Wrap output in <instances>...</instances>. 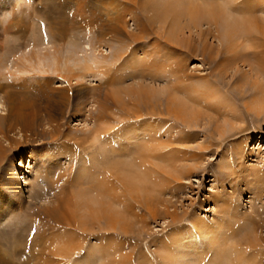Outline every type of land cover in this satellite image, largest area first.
Listing matches in <instances>:
<instances>
[{"label": "rangeland", "instance_id": "rangeland-1", "mask_svg": "<svg viewBox=\"0 0 264 264\" xmlns=\"http://www.w3.org/2000/svg\"><path fill=\"white\" fill-rule=\"evenodd\" d=\"M188 3L203 12L177 31ZM215 4L242 24L228 37ZM53 50L55 73L17 79L22 55ZM71 56L101 60L82 71ZM263 58L264 0H0V113L24 100L33 117L0 132V177L22 185L0 200L8 264H264V110L243 76ZM98 193L104 212L87 205ZM68 237L72 256L53 255Z\"/></svg>", "mask_w": 264, "mask_h": 264}, {"label": "bare ground", "instance_id": "bare-ground-1", "mask_svg": "<svg viewBox=\"0 0 264 264\" xmlns=\"http://www.w3.org/2000/svg\"><path fill=\"white\" fill-rule=\"evenodd\" d=\"M171 2H173V1H179V0H170ZM180 2H182V1H180ZM171 6H174L173 4H171V3H168V6H164L165 8H169L167 11H171V9H170V7ZM209 7H211V12L214 14V17H213V20L214 21H216V22H220V23H222L223 25H225V32H222V33H224L225 35V37H228V33H229V31L231 30V29H240V26L242 25V24H239V22H236L235 20H233L232 22H230L231 20H229V19H231L230 18V15L227 13V9L225 10L223 7H220L218 4H215V5H210ZM172 8V7H171ZM174 8L175 7H173V9H172V11H173V17H172V19L169 21V22H171L174 26L176 25V21L174 20L175 19V17L176 16H178V15H180V14H184V13H187V14H195V16H196V18H197V20H195L196 22H198L199 21V19L198 18H200L199 16L201 15H198V12H200V13H202L203 12V9H200V8H196L195 9V7L191 4V3H188V4H186V5H184L183 6V8L182 9H179L178 11L177 10H174ZM153 9V8H152ZM166 11V12H167ZM198 11V12H197ZM208 12V11H207ZM227 13V14H226ZM164 14L165 13H163V12H161L160 11V13H159V16L160 17H163V19H164ZM158 16V19L160 18ZM158 21V20H157ZM175 29L177 30L178 29V27L177 26H175ZM174 30V29H173ZM178 31V30H177ZM172 32V31H171ZM170 33V32H169ZM170 34H172V33H170ZM237 41V40H236ZM245 49V48H244ZM62 51V50H61ZM65 51H67V49L65 50ZM82 51V50H81ZM53 53H51V55L50 56H46V55H40V53L38 52L37 54H35L36 55V58H35V60H33V59H31L32 58V56L30 57V58H27L25 55H22L21 56V58H19V61H20V63L21 64H18V66H17V69H16V71L18 72V75H19V77L17 78V79H26V75H28V74H30V72L31 71H34V72H36L37 74H39V75H41V76H44L45 74H47V73H49V72H54L55 73V69H57L58 67H57V65H58V63L60 62V61H58L59 60V58H58V56H57V50H53L52 51ZM56 52V53H55ZM68 52H70V54H71V51H68ZM66 56H68V55H66ZM76 56V55H75ZM63 58V57H62ZM8 59V58H7ZM7 59H6V61H7ZM47 59H49V61H50V63H48V61H46ZM76 59V58H75ZM264 59V58H263ZM67 60V62L69 61L70 62V66L72 67V68H76V69H79V70H86V69H91L92 68V66H95V67H97L98 65L97 64H99V63H97V62H100V60H96V59H94V57L91 59V58H84L83 57V60H74V59H72V56L71 57H67V58H65V61ZM65 61H63V62H65ZM26 62L28 63V65L29 66H27V64H26ZM5 63V62H4ZM60 64V63H59ZM66 64H68V63H66ZM65 64V65H66ZM6 65V64H5ZM97 65V66H96ZM258 64H256V65H251V66H249L250 68H248V70H247V72H245V73H243V76L245 75V74H247V73H252L253 75H255V81L253 82L254 84H255V87H253V89H254V93L257 95L256 97H257V99H258V102H257V107H256V110H257V112H260L261 111V109L262 110H264V82H263V78L264 77H262V76H264V73H263V70H261L258 66H257ZM261 66V65H260ZM70 67V68H71ZM5 69V68H4ZM4 69H2V71H4ZM61 69V68H60ZM67 69H69V67H67ZM181 70V69H180ZM67 71V70H66ZM69 72H70V69H69ZM68 72V73H69ZM1 75V74H0ZM80 76V75H79ZM82 76V75H81ZM174 76H175V73H174ZM76 77L78 78V76L76 75ZM28 78V77H27ZM69 78V77H68ZM260 78V79H259ZM179 79H181L180 77H175V81H173V83H175V82H178V80ZM181 81V80H180ZM6 83V82H5ZM5 83H1V84H5ZM23 83V82H22ZM182 83V82H181ZM24 85V84H23ZM16 86V85H15ZM26 86V85H25ZM3 87V86H2ZM176 87V86H175ZM187 87V86H186ZM163 88V87H162ZM162 88L160 89V91L162 90ZM166 89V88H165ZM22 91H24V90H22ZM18 92V91H17ZM12 93V92H11ZM187 93V92H186ZM193 96V95H192ZM188 97V96H187ZM185 99H186V97H185ZM190 99V98H189ZM256 99V98H255ZM257 101V100H256ZM171 103L175 106L174 108H171V109H169V110H171V113L175 116V117H177V118H182V119H184V121H187V117L189 116V113L187 112V110H186V105H185V101H180L179 100V102L178 101H176L175 99L173 100H171ZM27 104V103H26ZM26 104L24 103V100H22V101H19L18 103H17V106L15 107V106H13V105H11V107H10V109H8V112H6V114H4V113H0V132L2 133V129H4V125H6L7 126V128L8 129H11V127L13 128L15 125H21V127L23 128V127H25L26 125L28 126V123L29 122H31V121H33V117H30L29 118V116H28V114H25L24 112H25V110H24V107L26 106ZM170 112V111H169ZM29 126H31V125H29ZM4 131V130H3ZM23 135V134H22ZM23 137V136H22ZM24 138V137H23ZM179 139H181V138H179ZM173 141V140H172ZM158 143V142H157ZM160 143H162V142H160ZM166 143V142H165ZM150 144V143H149ZM159 144V143H158ZM151 146V145H150ZM162 145H160V147H161ZM149 147V146H148ZM154 148V147H153ZM156 149V148H155ZM158 149V148H157ZM4 154H5V148L1 145V143H0V160L3 158V156H4ZM18 173V176H19V172H17ZM14 177H15V175H14ZM119 177V176H118ZM119 178H121V177H119ZM136 178V177H135ZM130 179V178H129ZM129 179L128 178H124V176H123V178H121V180H119V181H122V182H126L127 180V182H130L129 181ZM104 180V179H103ZM103 180H102V182H103ZM106 184H107V181L105 182ZM109 183V182H108ZM117 183H119V182H117ZM120 184V183H119ZM134 185H132L130 188H131V190H134V189H136L137 188V183L135 184V183H133ZM113 185H115V184H113ZM19 186L20 187H22V185H21V183H19V179H15V178H13L12 176H11V174L10 175H8L7 174V176L5 177V176H1L0 177V200H2V201H4V200H6L7 198H8V195L11 193V194H15V193H18V191H20L21 192V190H19ZM102 185H100L99 187H101ZM103 189H101L100 190V193L101 192H106L107 191V189H108V191L109 192H111L109 189L111 188L110 187V185H105V184H103V187H102ZM5 190H9V194H8V192L7 191H5ZM112 190H113V188H112ZM84 202V201H83ZM105 200L101 197V196H99V193L97 194V196L96 197H94V198H89L88 199V203H87V205H89V204H92L93 205V203L94 204H96L95 205V207H97L96 208V210L97 209H101V208H103V212H104V207H105ZM85 203V202H84ZM94 206V205H93ZM58 207V206H57ZM3 209V208H2ZM4 210V209H3ZM54 210H56V209H54ZM57 210H58V208H57ZM60 210V209H59ZM1 213V212H0ZM3 213V212H2ZM6 217L7 216H4V218H0L1 220L3 219H6ZM20 220V219H19ZM23 221V220H22ZM19 222V221H18ZM198 223H200V221H198ZM1 224V223H0ZM13 224V223H12ZM16 224V223H15ZM37 224V223H36ZM29 225V224H28ZM28 225H26V223H25V225L24 226H22V225H19L20 227H16L17 228V231L19 232L18 234H20V235H22V230L24 231V229H26V226H27V234L28 233H31V231H34V229H33V227H35V231H34V237L35 236H37V233L39 232V231H37L38 229H36V226H35V223L34 224H30V226H28ZM15 226V225H14ZM4 227V226H3ZM250 227V226H249ZM248 227V228H249ZM2 228V227H1ZM0 228V229H1ZM39 228V227H38ZM7 229V228H6ZM203 230V229H202ZM250 230V229H249ZM7 231H8V229H7ZM205 231H206V233L208 234L209 232L208 231H210V230H207V229H205ZM204 231V232H205ZM251 231V230H250ZM4 232V231H3ZM5 233V232H4ZM9 233H10V231H9ZM211 233V232H210ZM27 234H26V237H27ZM38 234H40V233H38ZM206 234V235H207ZM6 235H7V233H6ZM9 235H11V234H9ZM8 235V236H9ZM17 235V234H16ZM24 235V234H23ZM43 236H44V238L46 237L45 236V233H43ZM64 236H66V235H64ZM69 236V235H68ZM214 236V235H213ZM12 237V236H11ZM11 237H9L10 238V240H11ZM25 238V237H24ZM31 238V237H30ZM1 239H3V238H1ZM33 239V238H32ZM36 239V238H35ZM174 239H175V236H174ZM250 239H251V237H250ZM249 239V240H250ZM252 239H253V237H252ZM6 240H7V242H8V240L9 239H7L6 238ZM9 240V241H10ZM16 241H18V242H23V240L21 241L20 239H18V236L16 237V239H15ZM52 240V239H51ZM53 241V240H52ZM63 241V240H62ZM60 242V241H57V242H55V241H53V242H55V244L52 242V245H54L53 247V255H64L65 257H67V256H72L71 255V253H72V250H73V248H74V246L73 245H71V240L69 239V237H68V239L66 238V239H64V241L67 243V244H65V243H63V242ZM3 242V241H2ZM207 242V241H206ZM211 242H213L212 241V239H210V241H209V244L211 243ZM1 243V242H0ZM5 243V242H4ZM23 243H25V242H23ZM72 243H74V241L72 242ZM174 244H177V241H175L174 240ZM212 244V243H211ZM14 246V245H13ZM18 246V245H17ZM25 246V245H24ZM22 247V246H21ZM15 248H17V247H15ZM26 248V247H25ZM169 248V247H168ZM19 249V248H18ZM174 249V248H173ZM178 250V249H177ZM181 250V249H180ZM178 251L177 252V255L178 256H175V255H171V256H169L168 255V258L169 259H173V258H175V257H181L182 256V251ZM17 252V251H16ZM21 252V251H20ZM29 253H28V257H29V259L28 260H31L32 258H38V257H40L41 256V258H42V256L44 257V252H45V249L42 247V249H40L39 251H37V252H34V250H30V251H28ZM165 252V251H164ZM169 252V251H168ZM6 255H7V253H6ZM91 255H92V253H91ZM85 256V255H84ZM7 257L9 258V260L11 259L10 257H9V254L7 255ZM6 257H5V255L4 254H2V253H0V261L2 262V264H8V262L6 261V259H5ZM7 258V259H8ZM176 258V259H177ZM223 258V257H222ZM181 259V258H180ZM36 260V259H35ZM51 260V259H50ZM88 260H89V258H88ZM183 260V259H182ZM52 261H53V259H52ZM54 261H57V260H54ZM86 261V260H85ZM184 261V260H183ZM214 262H215V260H214ZM26 263V262H25ZM24 263V264H25ZM37 263H38V261H37ZM40 263V262H39ZM50 263V262H49ZM86 263V262H85ZM168 263V262H167ZM10 264V263H9ZM12 264V263H11ZM87 264V263H86ZM179 264V263H178Z\"/></svg>", "mask_w": 264, "mask_h": 264}]
</instances>
